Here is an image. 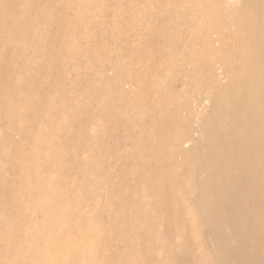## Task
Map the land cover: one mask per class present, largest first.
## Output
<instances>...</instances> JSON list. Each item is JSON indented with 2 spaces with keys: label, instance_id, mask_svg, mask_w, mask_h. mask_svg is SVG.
I'll return each mask as SVG.
<instances>
[{
  "label": "rangeland",
  "instance_id": "rangeland-1",
  "mask_svg": "<svg viewBox=\"0 0 264 264\" xmlns=\"http://www.w3.org/2000/svg\"><path fill=\"white\" fill-rule=\"evenodd\" d=\"M250 2L0 0V264H243L200 213L228 217L208 193L233 173L195 165L255 80Z\"/></svg>",
  "mask_w": 264,
  "mask_h": 264
},
{
  "label": "bare ground",
  "instance_id": "bare-ground-1",
  "mask_svg": "<svg viewBox=\"0 0 264 264\" xmlns=\"http://www.w3.org/2000/svg\"><path fill=\"white\" fill-rule=\"evenodd\" d=\"M250 1L252 18L244 27L253 38L246 49L257 56L251 64V76L255 77V80H248L243 74L233 75L236 89L240 84L246 87L243 96L245 99L241 98L242 94L237 89L230 112L221 117L226 125V130L222 133L218 134L212 125L215 117L202 122L201 155L204 159L196 163L195 170L205 175L202 181L212 179L216 173L224 170L233 173V178L219 182L215 190L208 193L210 199L218 201L221 209H228V217L222 219L216 214L211 215L202 210L201 218L207 226L203 233L211 236V241L217 249L230 245L235 254L241 256L243 264H264V241L253 240L250 245L252 247L243 243L245 236L264 231V218L255 219L251 216L255 212L264 214V0ZM243 10V7L237 6L235 15ZM206 20L204 17L203 21ZM228 38V35L221 33L215 39L210 38L207 44L218 45L225 56L228 52L224 42ZM240 53L238 48L233 51L235 58H239ZM167 92L172 93L171 90ZM175 98L169 96L170 101ZM239 114H247L249 117L241 121ZM189 133L187 132V135H190ZM207 189L206 183L200 185L202 192ZM255 190L260 191L261 195L254 198L251 193ZM221 198H226L227 201H221ZM223 227H229L230 231H223ZM176 231L178 232V229ZM85 249V245H80L75 251L85 253ZM201 249H205L204 246ZM217 259L220 264H234L223 257Z\"/></svg>",
  "mask_w": 264,
  "mask_h": 264
}]
</instances>
